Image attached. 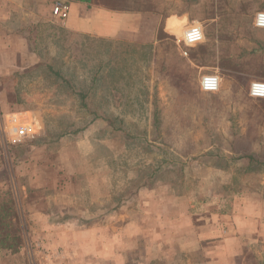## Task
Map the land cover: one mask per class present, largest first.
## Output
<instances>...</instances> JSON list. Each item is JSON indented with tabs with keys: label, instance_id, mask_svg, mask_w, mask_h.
<instances>
[{
	"label": "rangeland",
	"instance_id": "obj_1",
	"mask_svg": "<svg viewBox=\"0 0 264 264\" xmlns=\"http://www.w3.org/2000/svg\"><path fill=\"white\" fill-rule=\"evenodd\" d=\"M92 2L160 17L156 48L61 53L36 28L54 0H0L45 63L0 82V205L22 237L0 264H264V0Z\"/></svg>",
	"mask_w": 264,
	"mask_h": 264
},
{
	"label": "crops",
	"instance_id": "obj_2",
	"mask_svg": "<svg viewBox=\"0 0 264 264\" xmlns=\"http://www.w3.org/2000/svg\"><path fill=\"white\" fill-rule=\"evenodd\" d=\"M68 1L71 3V14L66 21L55 20L52 11L37 15L41 24H38L36 28L47 26L49 22L53 24V42L59 52L69 53L70 44L76 39L84 48L87 45L89 48L92 42L101 45L120 43L137 51L142 47H151L153 42L154 47H152L156 48L157 38L155 36L159 30L160 17L151 15V13L120 11L98 5L92 0ZM9 15L0 12V82L1 79L4 81L11 75L12 69L27 71V69L45 66L41 51L37 46L30 45L31 34L13 29V23L10 22L12 17ZM172 17L167 16L162 19L165 33H171L168 30V21ZM187 26L188 24L185 28ZM55 66H57L56 63L51 68ZM55 74L57 77L60 76V72L56 71ZM208 226L210 232L208 230L199 232V242L210 236H218V227Z\"/></svg>",
	"mask_w": 264,
	"mask_h": 264
},
{
	"label": "built area",
	"instance_id": "obj_3",
	"mask_svg": "<svg viewBox=\"0 0 264 264\" xmlns=\"http://www.w3.org/2000/svg\"><path fill=\"white\" fill-rule=\"evenodd\" d=\"M52 14L57 21H66L71 14V3L68 0H55ZM256 26L264 29V12L256 17ZM185 40L189 44L198 43L202 39V31L199 27H190L185 31ZM221 79L218 75H205L201 80V89L206 93H215L220 90ZM249 94L254 99H264V82L257 81L251 84ZM27 129H19V135L26 134Z\"/></svg>",
	"mask_w": 264,
	"mask_h": 264
},
{
	"label": "trees",
	"instance_id": "obj_4",
	"mask_svg": "<svg viewBox=\"0 0 264 264\" xmlns=\"http://www.w3.org/2000/svg\"><path fill=\"white\" fill-rule=\"evenodd\" d=\"M83 105L86 104V95L81 93ZM8 204L0 205V248L16 253L22 247V237L17 235L13 230V222L17 219V206L13 199H10ZM15 231V233H14Z\"/></svg>",
	"mask_w": 264,
	"mask_h": 264
}]
</instances>
